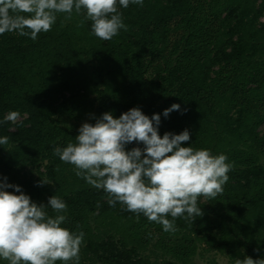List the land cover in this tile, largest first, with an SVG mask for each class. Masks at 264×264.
<instances>
[{"label":"trees","instance_id":"trees-1","mask_svg":"<svg viewBox=\"0 0 264 264\" xmlns=\"http://www.w3.org/2000/svg\"><path fill=\"white\" fill-rule=\"evenodd\" d=\"M119 11L128 30L110 41L92 33L84 10L57 14L36 40L0 35V121L11 111L23 121L0 123V137H9L0 145V181L37 204L53 195L66 202L62 227L85 234L80 264H184L160 253L185 256L197 243L264 258V0H143ZM116 75L121 97L111 93ZM173 104L180 109L165 117ZM133 107L160 114L161 136L188 129L183 146L224 154L233 165L222 194L198 199L204 215L177 218L175 232L120 202L110 206L104 190L54 154L77 142L85 122ZM135 147L144 145L126 150Z\"/></svg>","mask_w":264,"mask_h":264},{"label":"clouds","instance_id":"clouds-1","mask_svg":"<svg viewBox=\"0 0 264 264\" xmlns=\"http://www.w3.org/2000/svg\"><path fill=\"white\" fill-rule=\"evenodd\" d=\"M130 4L142 6L143 0H0V35L14 32L36 40L39 33L51 31L57 14L71 19L73 11L79 15L84 10L92 33L110 41L121 29L128 30L119 8ZM179 109L173 104L164 116ZM7 122L22 124L21 114L9 112L0 121ZM160 122L159 113L149 117L139 107L118 118L106 112L95 124L85 122L80 127L75 144L56 147L54 154L74 165L76 175L89 185L104 190L110 206L120 202L128 211L162 224L165 232H175L177 218L195 222L204 215L198 199L222 194L233 165L224 154L214 156L207 149L183 146L191 139L188 129L161 136ZM132 142L144 147L127 151ZM8 143V136L0 137V145ZM42 183L51 182L43 178ZM48 207L57 213L55 217L48 214ZM66 212V202L56 195L47 205L37 204L19 185L7 183L6 178L0 181V259L9 264H80L85 234L62 227L67 217L60 213ZM235 264H264V258L247 256Z\"/></svg>","mask_w":264,"mask_h":264},{"label":"rangeland","instance_id":"rangeland-1","mask_svg":"<svg viewBox=\"0 0 264 264\" xmlns=\"http://www.w3.org/2000/svg\"><path fill=\"white\" fill-rule=\"evenodd\" d=\"M122 84H123V80L121 79V77L119 75L114 76L111 83L112 85L111 93H114L117 96L121 97L123 93ZM258 130L260 132L264 131V123H262L259 126ZM142 253L143 254L151 253L149 245H147L142 250ZM160 254L161 255L159 256V258L162 257L170 260L180 259L179 262L180 263L183 262L184 264H235V261L237 259H244L245 257H247L246 253L243 250H237L236 252L229 254L221 249H216V248L209 249L207 247L205 248L201 243H197L195 249L191 250L190 253H188L185 256H176L171 251H163ZM152 257L154 258L155 256L152 255ZM89 264H93V263H89Z\"/></svg>","mask_w":264,"mask_h":264}]
</instances>
